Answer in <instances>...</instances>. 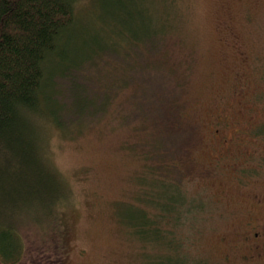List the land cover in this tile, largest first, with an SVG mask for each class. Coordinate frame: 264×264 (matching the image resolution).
Listing matches in <instances>:
<instances>
[{
  "label": "rangeland",
  "instance_id": "rangeland-1",
  "mask_svg": "<svg viewBox=\"0 0 264 264\" xmlns=\"http://www.w3.org/2000/svg\"><path fill=\"white\" fill-rule=\"evenodd\" d=\"M139 3L175 27L173 37L160 39L153 76L145 73L142 82L134 72L133 78L122 54L114 64L80 65L71 77L83 95L100 100L102 82L115 91L91 116L73 113L68 78H54L65 131L49 124L41 132L48 161L70 189L63 214L66 264L179 263L171 246L145 240L129 223L137 207L153 209L138 200V175L150 163L142 152L157 155L150 139L164 136L162 178L175 179L203 203L196 221L181 211L183 220L163 227L181 240L175 251L183 264H264V250L245 238L264 229V0ZM92 6L79 0L76 12L94 15ZM89 23L76 20L70 28L78 40L72 47L94 30ZM85 73L94 79L83 81Z\"/></svg>",
  "mask_w": 264,
  "mask_h": 264
},
{
  "label": "trees",
  "instance_id": "trees-1",
  "mask_svg": "<svg viewBox=\"0 0 264 264\" xmlns=\"http://www.w3.org/2000/svg\"><path fill=\"white\" fill-rule=\"evenodd\" d=\"M78 1L0 0V264H66L63 214L71 203L70 189L48 161L41 132L49 124L65 131L55 108L59 85L54 78H68L73 113L91 116L99 103L103 107L109 103V95L115 91L102 82L97 90L103 93L100 100L83 95L71 77L80 71V65L96 66L100 60L114 64L122 54L130 75L142 80L145 73L153 76L158 69L153 64L162 36H174L175 27L167 19H155L150 6L139 0H90L94 15L77 13ZM76 20L90 21L94 30L78 42L80 46L72 47L78 41L72 40L76 34L70 31ZM83 76V81L94 79L88 73ZM150 142L157 155L142 152L150 163L138 175L143 191L138 200L153 209L148 212L137 207L129 223L145 240L171 246L170 257L183 264L184 255L175 251L181 240L163 227L183 220L181 211L186 213L184 219L196 221L203 203L183 193L175 179L166 182L162 178L165 136ZM171 167L175 169L174 162Z\"/></svg>",
  "mask_w": 264,
  "mask_h": 264
},
{
  "label": "flooded vegetation",
  "instance_id": "flooded-vegetation-1",
  "mask_svg": "<svg viewBox=\"0 0 264 264\" xmlns=\"http://www.w3.org/2000/svg\"><path fill=\"white\" fill-rule=\"evenodd\" d=\"M260 205L263 208V217H264V197L260 200ZM245 238H250L252 247L257 251L260 252L261 250H264V229H254L253 231H250L247 233V236ZM254 260V259H253ZM252 260V261H253Z\"/></svg>",
  "mask_w": 264,
  "mask_h": 264
}]
</instances>
